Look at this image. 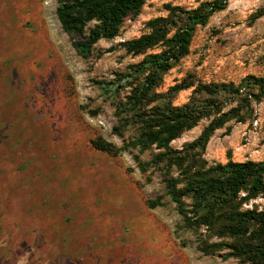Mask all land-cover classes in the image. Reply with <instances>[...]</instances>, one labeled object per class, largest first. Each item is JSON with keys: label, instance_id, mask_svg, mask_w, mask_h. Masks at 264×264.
Instances as JSON below:
<instances>
[{"label": "rangeland", "instance_id": "1", "mask_svg": "<svg viewBox=\"0 0 264 264\" xmlns=\"http://www.w3.org/2000/svg\"><path fill=\"white\" fill-rule=\"evenodd\" d=\"M204 0H145L119 34L100 39L88 57L78 55L55 14V0H0V264H242L223 249L204 254L198 233L165 193L159 171L141 172L134 159L98 150L101 137L121 146L112 132L114 108L99 81L141 56L121 43L147 31V20L166 15V3L187 8ZM264 0H228L198 25L189 52L163 77L160 91L190 77L238 82L264 75ZM192 87L174 104L187 101ZM241 121L214 131L203 157L208 165L264 158V96ZM201 120L174 139L180 149L196 138ZM124 133L123 137H127ZM162 196V205L147 206ZM261 207L262 198L255 199Z\"/></svg>", "mask_w": 264, "mask_h": 264}, {"label": "trees", "instance_id": "2", "mask_svg": "<svg viewBox=\"0 0 264 264\" xmlns=\"http://www.w3.org/2000/svg\"><path fill=\"white\" fill-rule=\"evenodd\" d=\"M55 14L76 53L88 57L100 39L119 34L127 17L139 14L145 0H55ZM228 0H204L187 8L166 3V15L146 21L147 31L121 43L127 54L141 56L98 82L117 119L112 132L121 146L101 137L94 148L117 155L137 149L151 152L148 160L134 156L141 172L159 171L165 193L181 217L179 224L198 233L196 248L204 254L223 249L225 257L242 264H264V158L208 165L205 147L215 130L228 121L243 122L253 102L264 96V75L247 74L234 81H194L191 76L160 91L164 75L189 52L198 25L227 6ZM264 15V6L252 18ZM192 87L186 102L176 105L180 90ZM200 134L180 149L170 143L201 120ZM124 133L128 136L123 137ZM162 196L148 199L150 208Z\"/></svg>", "mask_w": 264, "mask_h": 264}]
</instances>
